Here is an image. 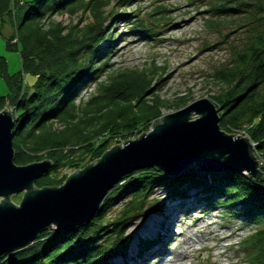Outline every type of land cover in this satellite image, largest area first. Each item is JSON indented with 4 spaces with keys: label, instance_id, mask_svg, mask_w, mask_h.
I'll return each instance as SVG.
<instances>
[{
    "label": "trees",
    "instance_id": "1",
    "mask_svg": "<svg viewBox=\"0 0 264 264\" xmlns=\"http://www.w3.org/2000/svg\"><path fill=\"white\" fill-rule=\"evenodd\" d=\"M118 1L127 5L132 0ZM109 2L33 0L20 6L24 7L19 19L21 70L6 76L7 61L0 55V75L7 79L19 121L22 118L14 131V147L18 148L16 163L29 161L21 155L35 157L44 151L53 159L51 172L66 164L82 169L90 163L82 165L78 160L83 158L74 156L77 150H87L89 162H94L109 150L114 135L131 133L136 127L161 117L162 102L149 103L145 99V87L151 79L143 72L134 71L122 73L110 85L104 84L102 93L77 111L81 107L76 106V97L86 85L97 81L103 69L100 65H107V59L103 62L101 58L108 51L100 46L105 39L102 25L106 18L100 14ZM215 3L218 4L207 12L209 28H217L218 16L224 12L242 15L240 20L246 27L241 43H231L230 60L214 74L224 85L223 91L214 97L216 106L222 110L220 127L228 132H245L255 144V154L264 159V0H215ZM81 8L95 14L93 22L75 28L57 23L47 31L42 30V19L48 14ZM11 12V0H0V14ZM133 29L149 31L141 20L135 21ZM111 42L108 40V44ZM9 45L14 43L9 41ZM97 61L101 63L94 68ZM26 74L35 77L28 87L34 89L30 95L23 92L22 76ZM4 97L0 95V99ZM55 121L66 124V128H53L51 122ZM198 169L194 164L174 175H166L154 167L131 172L109 191L92 219L71 229L50 225L31 244L0 257V264H116V257L124 261L133 239V235L127 234L128 225L137 214L154 211L147 199L160 188L184 201L199 197L203 204L217 210L223 208L228 218H241L246 224L256 225L254 232L240 242L247 264H264V175L255 178L240 172L201 173ZM261 171L264 174V167ZM49 172L38 182L60 185L68 177L53 179ZM122 194L127 200L112 215ZM151 245L152 241L141 239L137 255H143Z\"/></svg>",
    "mask_w": 264,
    "mask_h": 264
},
{
    "label": "rangeland",
    "instance_id": "2",
    "mask_svg": "<svg viewBox=\"0 0 264 264\" xmlns=\"http://www.w3.org/2000/svg\"><path fill=\"white\" fill-rule=\"evenodd\" d=\"M28 1L33 0H11L12 12L0 14V55L7 61L6 76H13L22 68L19 42L22 31L19 32V19H21L20 15L24 7L20 6ZM109 1L111 4L106 5L104 13L100 14L105 15L106 18L102 25L105 39L100 46L108 51L107 55L101 58V61L107 59V65L106 67L105 64L100 65L103 69L99 73L98 79L97 76L95 77L97 81L86 85L76 97V106L81 107L77 111L84 108L92 97L101 94L104 84L110 85L113 79L120 78V75L127 71L143 72L146 78L151 79L149 86L145 87L147 90L144 93L145 99L149 103L155 102V100L162 102L160 118L136 127L131 133L114 135L110 138L109 150L116 145H123L126 140L138 139L143 133L153 131L154 123L160 121L162 117L179 111L196 101L205 98L216 106L214 97L223 91L224 85L214 78V74L220 66L230 60L231 43H241L245 35L246 27L243 25V20H240L242 15L231 16V12H224L223 15L218 16L217 28H209L207 12L211 6L218 4L215 3V0H132L127 5H123L118 0H107V2ZM120 14L125 16H119ZM94 15L92 11L82 8L73 12L64 10L61 13L48 14L42 19V30L47 31L57 23L68 28L84 27L93 22ZM137 20L143 21L149 31L135 32L133 27ZM177 23H187L188 25L183 28L176 25ZM110 39L112 42L108 44ZM9 41L14 45L10 46ZM99 61L93 65L94 68L101 63ZM22 77L23 92H29V95L33 94L34 89H28V87L35 81V77L31 74ZM0 95L5 96L4 99H0V111L8 107L17 119L16 125L18 122H22V118L19 121L18 107L12 103L7 79L1 75ZM216 107L221 114L222 110L218 106ZM200 116V114L194 113L191 119L195 120ZM78 118L76 117L75 120L78 121ZM51 123L55 129L66 128V124H62L60 121ZM222 130L235 136H247L245 132ZM16 149L18 148H15V157ZM46 155L48 153L44 151H39L36 154L37 157L21 155V158L29 161L19 165L45 159L53 160ZM255 155L260 164H263L259 166L262 169L264 159L258 153ZM74 156L79 159L83 158L78 160L82 165L92 162H89V154L85 149L77 150ZM77 169L80 168L73 164L61 165L57 171H50L49 176L61 180L65 176L72 175ZM243 173L250 175L248 171ZM41 179H44V175L37 179L35 183L37 188L61 186L66 181L60 185H44V180L43 183L38 182ZM193 191L190 192L193 194ZM22 196L23 192L13 194L11 200L19 204L22 201ZM126 198V195L122 194L119 204L113 208L112 215L119 212L122 204L126 202ZM184 200L176 194L168 195L164 188L153 191L147 199V204L154 211L151 214L147 210L137 214L134 222L128 225L127 234L133 235L129 256L132 251V256H137L140 240L148 238L149 241H152V245L142 256L152 249L155 251L150 252L145 259H143L144 257L138 258L137 261L142 264L147 260H149V264H161L168 257L180 256L186 250L188 254H192L193 262L188 260L185 264H247L244 248L240 241L254 232L257 226L246 224L241 218H228L223 208L217 210L203 204L204 200H200L199 197ZM170 218L173 220L177 218L173 236L164 234L166 230L168 231L166 222ZM152 221L157 225L156 235L146 232ZM190 245L192 246L188 247ZM115 262L120 264L123 259L116 257Z\"/></svg>",
    "mask_w": 264,
    "mask_h": 264
},
{
    "label": "water",
    "instance_id": "3",
    "mask_svg": "<svg viewBox=\"0 0 264 264\" xmlns=\"http://www.w3.org/2000/svg\"><path fill=\"white\" fill-rule=\"evenodd\" d=\"M194 113L200 118L192 120ZM13 115L8 107L0 111V257L31 244L50 225L71 229L89 221L109 191L136 170L154 167L174 175L197 164L203 172L264 175L250 137L223 131L219 109L204 98L162 117L140 138L112 147L69 175L63 185L37 188V179L54 163L49 159L16 163ZM21 192L19 204L11 200Z\"/></svg>",
    "mask_w": 264,
    "mask_h": 264
},
{
    "label": "bare ground",
    "instance_id": "4",
    "mask_svg": "<svg viewBox=\"0 0 264 264\" xmlns=\"http://www.w3.org/2000/svg\"><path fill=\"white\" fill-rule=\"evenodd\" d=\"M176 25H179V26H181V27H186L188 24L187 23H185V24H183V23H181V24H179V23H177ZM176 216V214L174 215V217ZM173 217V218H174ZM173 218H170L169 219V221H167L166 222V228L168 229V231L166 230V232H164V234H167V235H171V236H173L174 235V226H175V224H176V220H177V218L175 219V220H173ZM150 225V227L149 228H147V230H146V232L147 233H152V234H154V235H156V233H157V231H156V228H157V225H155V223H153V221H152V223H150L149 224ZM200 231H202V230H200ZM158 238V237H157ZM162 238V237H161ZM164 238H165V235H164ZM148 239V238H147ZM192 245H190V246H188V247H191ZM155 251V249H152V251L150 250L145 256H136L135 254V257L134 256H132V254H133V251H132V253H131V255L129 256V254H128V258L127 259H125L123 262H121L120 264H142L140 261H137L138 260V258H142V257H144L143 259H145V257L147 256V255H149L150 254V252H154ZM129 253H130V251H129ZM173 257H168L167 258V260H165V261H163L161 264H185V262H187L188 260H190V262L192 261L193 262V259H192V254L190 255V254H188L187 253V250L185 251V252H183L182 254H180V256H177V255H172ZM194 256H197V254H194ZM129 260V261H128ZM148 261L149 260H147L144 264H149L148 263Z\"/></svg>",
    "mask_w": 264,
    "mask_h": 264
},
{
    "label": "built area",
    "instance_id": "5",
    "mask_svg": "<svg viewBox=\"0 0 264 264\" xmlns=\"http://www.w3.org/2000/svg\"><path fill=\"white\" fill-rule=\"evenodd\" d=\"M262 164V163H261ZM263 165V164H262ZM264 167V166H263Z\"/></svg>",
    "mask_w": 264,
    "mask_h": 264
}]
</instances>
